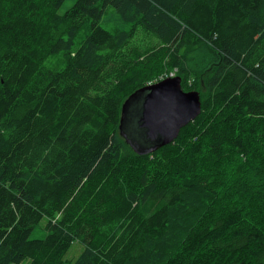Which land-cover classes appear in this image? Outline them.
<instances>
[{
	"label": "trees",
	"instance_id": "obj_1",
	"mask_svg": "<svg viewBox=\"0 0 264 264\" xmlns=\"http://www.w3.org/2000/svg\"><path fill=\"white\" fill-rule=\"evenodd\" d=\"M65 1L0 0V264H264V0ZM170 73L201 113L138 155Z\"/></svg>",
	"mask_w": 264,
	"mask_h": 264
},
{
	"label": "water",
	"instance_id": "obj_2",
	"mask_svg": "<svg viewBox=\"0 0 264 264\" xmlns=\"http://www.w3.org/2000/svg\"><path fill=\"white\" fill-rule=\"evenodd\" d=\"M136 104L140 105L137 121L133 124L130 119L126 126ZM200 113L199 93L183 91L180 77H168L139 89L126 99L119 131L136 154L146 155L173 143L180 130Z\"/></svg>",
	"mask_w": 264,
	"mask_h": 264
},
{
	"label": "rangeland",
	"instance_id": "obj_3",
	"mask_svg": "<svg viewBox=\"0 0 264 264\" xmlns=\"http://www.w3.org/2000/svg\"><path fill=\"white\" fill-rule=\"evenodd\" d=\"M73 4V0H66L62 6L58 9V13L59 14H64ZM108 14L109 15H112L113 14V10L111 8L108 9ZM103 25V24H102ZM103 27H105L107 30H110V25L109 26H105L103 25ZM140 38V37H139ZM138 38V39H139ZM145 40H142L141 38L137 41V43H142L144 42ZM136 43V44H137ZM46 65L48 67H56V68H60L61 65L60 63H57V61H55L53 58L52 59H49L48 62L46 63ZM168 78V77H166ZM165 79V78H164ZM153 83H157V82H153ZM153 83H149L148 85L150 84H153ZM43 236V232L40 231V230H36L33 234H32V238H41ZM82 246H80L79 244H75L73 245V247L71 248L70 250V253H68V256L66 257L67 260H75L79 254L81 253L82 251Z\"/></svg>",
	"mask_w": 264,
	"mask_h": 264
},
{
	"label": "built area",
	"instance_id": "obj_4",
	"mask_svg": "<svg viewBox=\"0 0 264 264\" xmlns=\"http://www.w3.org/2000/svg\"><path fill=\"white\" fill-rule=\"evenodd\" d=\"M166 77H174V73H170L168 76H166ZM165 77V78H166ZM164 79V78H163Z\"/></svg>",
	"mask_w": 264,
	"mask_h": 264
},
{
	"label": "bare ground",
	"instance_id": "obj_5",
	"mask_svg": "<svg viewBox=\"0 0 264 264\" xmlns=\"http://www.w3.org/2000/svg\"><path fill=\"white\" fill-rule=\"evenodd\" d=\"M163 80V79H162ZM161 81V80H160ZM125 140V139H124ZM126 142V141H125Z\"/></svg>",
	"mask_w": 264,
	"mask_h": 264
}]
</instances>
